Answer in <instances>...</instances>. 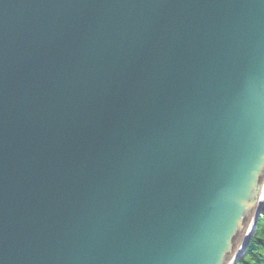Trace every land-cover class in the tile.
<instances>
[{
  "label": "water",
  "instance_id": "water-1",
  "mask_svg": "<svg viewBox=\"0 0 264 264\" xmlns=\"http://www.w3.org/2000/svg\"><path fill=\"white\" fill-rule=\"evenodd\" d=\"M264 202V0H0V264H235Z\"/></svg>",
  "mask_w": 264,
  "mask_h": 264
},
{
  "label": "trees",
  "instance_id": "trees-1",
  "mask_svg": "<svg viewBox=\"0 0 264 264\" xmlns=\"http://www.w3.org/2000/svg\"><path fill=\"white\" fill-rule=\"evenodd\" d=\"M241 264H264V220L259 222L256 235Z\"/></svg>",
  "mask_w": 264,
  "mask_h": 264
},
{
  "label": "bare ground",
  "instance_id": "bare-ground-1",
  "mask_svg": "<svg viewBox=\"0 0 264 264\" xmlns=\"http://www.w3.org/2000/svg\"><path fill=\"white\" fill-rule=\"evenodd\" d=\"M261 204H262V206H261L262 211H261V213H260V215H259V218H258V221H257V225H256V228H255V231H254V233H253V236L251 237V240H250L249 244L247 245V247H246V249H245V252L240 256L239 260H238L235 264H241L242 261L245 259V256H246L247 253H248V249H249V247H250V245H251V243H252V240L254 239V237H255V235H256V230H257V227H258V225H259V222H260L261 220H264V202H262Z\"/></svg>",
  "mask_w": 264,
  "mask_h": 264
}]
</instances>
